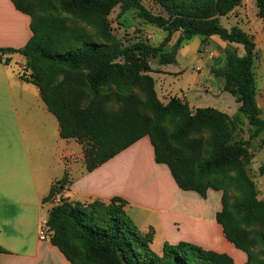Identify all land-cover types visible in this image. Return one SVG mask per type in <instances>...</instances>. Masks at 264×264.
<instances>
[{"label": "trees", "instance_id": "obj_1", "mask_svg": "<svg viewBox=\"0 0 264 264\" xmlns=\"http://www.w3.org/2000/svg\"><path fill=\"white\" fill-rule=\"evenodd\" d=\"M11 1L29 16L31 36L22 49H0V61L7 53L25 58L29 75L24 80L38 88L58 121L60 137L81 147L87 172L148 137L155 163L168 167L180 190L202 198L208 190L221 193V210L215 219L224 237L246 255L245 264H264V202L252 195L253 185L244 173L245 142L234 139L241 120L213 108L192 109L177 97L164 104L149 75L151 59L160 65L174 63L173 51L193 36L202 37L204 44L217 36L239 46L242 54L237 48H226L224 66H213L211 74L234 97L238 113L250 127L249 138H258L264 132V120L255 98L254 39L236 26L226 30L220 24L242 0H152L168 22L153 16L139 0H55L56 13L42 10L41 15L35 14L36 6L33 10L27 4L30 0ZM116 7L120 15L134 10L144 22L162 29L166 36L161 44L154 47L139 40L126 47L113 45L106 17ZM256 8L264 20V0H256ZM67 17L95 28L94 36L67 28ZM176 33L175 44L168 50ZM134 88L142 91L145 101ZM103 95L114 97L119 109H106ZM64 178L50 187L42 202L53 204L45 220L47 239L71 264H233L225 254L187 242L164 243L161 252L155 253L151 235L137 229L124 210V200L70 202L61 197ZM214 179L232 180L248 192L231 201ZM253 226L261 227L256 242L262 259L251 251L255 243L246 234V228Z\"/></svg>", "mask_w": 264, "mask_h": 264}, {"label": "crops", "instance_id": "obj_2", "mask_svg": "<svg viewBox=\"0 0 264 264\" xmlns=\"http://www.w3.org/2000/svg\"><path fill=\"white\" fill-rule=\"evenodd\" d=\"M253 1L256 6V0ZM249 4L250 0H242L223 18L233 17L253 37L257 84L264 72V62H258L261 51L257 47L258 40L264 47V20L257 16V11L255 16L261 21L248 14ZM30 36L29 16L11 0H0V49H22ZM208 41L216 49L217 56L211 52L214 63L219 62L226 48H237L242 54L239 46L222 42L217 36ZM25 74L29 73L22 55L7 53L2 57L0 264H71L48 239L38 238L40 222L47 218L42 217V209L46 204H51L48 210L53 205L42 201L50 187L64 177L61 197L70 202H108L114 197L124 200V210L137 229L151 235V249L156 244L161 252L164 243L187 242L225 254L233 264L246 263V255L226 240L216 222L215 216L221 210L220 192L208 190L202 198L196 192L180 190L168 167L155 163L148 137L87 172L81 147L74 140L60 137L58 121L48 111L38 88L24 80ZM256 103L261 110V104Z\"/></svg>", "mask_w": 264, "mask_h": 264}, {"label": "rangeland", "instance_id": "obj_3", "mask_svg": "<svg viewBox=\"0 0 264 264\" xmlns=\"http://www.w3.org/2000/svg\"><path fill=\"white\" fill-rule=\"evenodd\" d=\"M139 1L153 16L160 17L163 21L168 22L166 13L160 7L155 5L152 0ZM30 2L31 3L27 4L31 5L32 9V6L37 7L35 11L36 15H41L43 11L56 13L55 0H30ZM119 11V8L116 7L106 17L108 32L113 45L126 47L139 40L146 41L154 47L161 44L166 36V33L162 29L144 22L137 16L134 10L128 11L123 15H120ZM256 11L257 8L254 1L250 0L247 10L248 14L254 20L261 21L255 16ZM220 24L226 30L236 26L247 32V27L237 24L236 20L231 16L229 18H222ZM66 26L72 30L85 32L90 36H94L95 34V28L84 23L76 24L69 17L66 18ZM252 30L253 27H251V31ZM177 37L178 33L173 35L168 44V50L173 48ZM209 44L212 45V50L210 51L207 47ZM257 47L261 51V59H259L258 62L262 63V61L264 62V47L259 40ZM212 51L215 52L213 53L214 55L217 54L215 46L210 43V41H207V44H204L202 37L193 36L192 38L183 41L180 47L173 51L175 54L174 63L160 65L157 59H151L149 62L152 72L149 73V75L154 80V89L158 99L164 104L167 103L170 98L177 97L187 100L192 109L213 108L230 117H235L236 115L239 117L242 124L237 129L234 139L236 141L245 142L246 153L242 157L241 163L248 181L253 185L252 195L256 200L264 202V147L262 145V141H264V132L260 134L258 138H249L250 127L247 124L245 117L238 113L234 97L228 92H224L222 88V80L215 78L211 74V68L213 66L220 68L224 66L223 56H220L219 62L214 63L211 60L214 59L211 54ZM256 70L257 67L255 65V74L257 72ZM28 75L29 74H25V76ZM256 89L257 92L255 98L256 101L261 104L260 118L264 120V72L262 80H257ZM261 89H263V92H261ZM133 91L138 95L141 101H145L144 95L139 88H134ZM104 97L105 95H103V99H105L104 103L106 109L108 108L112 112L119 109L120 103L116 102L114 97ZM202 137L208 138L209 136L203 135ZM214 182L227 190L231 201L241 198L242 195H245L244 192H248L247 187L241 189V187L237 184L235 185L232 180L221 181L220 179H214ZM49 205L51 204L44 205L42 209V217H46ZM260 229L261 227L259 226L246 228L247 237L255 243L251 248V251L258 259H262L260 256L262 250L256 242ZM159 248L158 245L154 244L152 250L155 253H159Z\"/></svg>", "mask_w": 264, "mask_h": 264}, {"label": "built area", "instance_id": "obj_4", "mask_svg": "<svg viewBox=\"0 0 264 264\" xmlns=\"http://www.w3.org/2000/svg\"><path fill=\"white\" fill-rule=\"evenodd\" d=\"M38 238L42 241L47 239L45 221H41L38 230Z\"/></svg>", "mask_w": 264, "mask_h": 264}, {"label": "water", "instance_id": "obj_5", "mask_svg": "<svg viewBox=\"0 0 264 264\" xmlns=\"http://www.w3.org/2000/svg\"><path fill=\"white\" fill-rule=\"evenodd\" d=\"M208 49H209V51H210V50H212V48H211V47H208Z\"/></svg>", "mask_w": 264, "mask_h": 264}]
</instances>
